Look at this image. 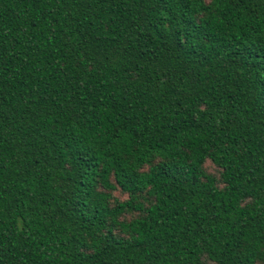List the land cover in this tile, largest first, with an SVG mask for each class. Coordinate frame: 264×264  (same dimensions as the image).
Here are the masks:
<instances>
[{"label":"trees","instance_id":"obj_1","mask_svg":"<svg viewBox=\"0 0 264 264\" xmlns=\"http://www.w3.org/2000/svg\"><path fill=\"white\" fill-rule=\"evenodd\" d=\"M0 264H264V0H0Z\"/></svg>","mask_w":264,"mask_h":264},{"label":"rangeland","instance_id":"obj_2","mask_svg":"<svg viewBox=\"0 0 264 264\" xmlns=\"http://www.w3.org/2000/svg\"><path fill=\"white\" fill-rule=\"evenodd\" d=\"M206 169L209 172L216 173V168L211 163H209V162L206 163Z\"/></svg>","mask_w":264,"mask_h":264}]
</instances>
